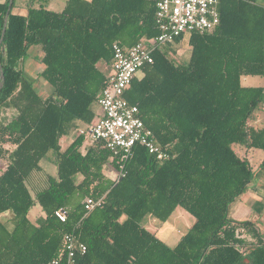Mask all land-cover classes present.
<instances>
[{"label":"trees","instance_id":"trees-1","mask_svg":"<svg viewBox=\"0 0 264 264\" xmlns=\"http://www.w3.org/2000/svg\"><path fill=\"white\" fill-rule=\"evenodd\" d=\"M157 0H67L62 10L36 7L9 13L1 62L0 93V264H51L66 257L68 232L87 245L77 264H238L247 248L252 264H264V238L251 220L231 216L233 204L255 177L249 149L264 150V124L250 122L264 101V5L256 0H219L221 20L213 31L182 35L153 51L125 96L139 107L160 146L175 156L159 160L137 144L126 175L104 172L119 161L102 140L78 134L100 115L97 99L109 76L99 62L112 64L113 46L128 48L160 33ZM9 0L0 1V38ZM188 37L189 58L171 57ZM40 46V72L53 90L42 96L19 64ZM16 115L3 121V112ZM73 137L67 146L61 140ZM7 145L11 146L7 147ZM53 153L57 177L32 195L27 179ZM263 163L261 164V167ZM104 196L87 213V197ZM41 206L35 219L31 211ZM178 206L195 217L174 246L143 224L149 215L167 221ZM64 207L63 222L55 210Z\"/></svg>","mask_w":264,"mask_h":264},{"label":"built area","instance_id":"built-area-1","mask_svg":"<svg viewBox=\"0 0 264 264\" xmlns=\"http://www.w3.org/2000/svg\"><path fill=\"white\" fill-rule=\"evenodd\" d=\"M221 20L219 0H157L156 22L160 33L145 37L132 47L125 48L115 43L112 74L108 84L98 96V118L90 124H83L78 134L87 139L102 140L106 147L118 158L120 173L117 179L126 175L125 164L133 153L135 145H143L159 160L170 159L175 153L168 146H160L152 129L147 127L139 115V107L129 102L125 96L137 71L154 62L153 51L165 48L182 35L193 32L213 31ZM104 196L98 199L87 197L84 208L87 213L101 206ZM58 219L65 222L68 210H55ZM66 257L57 258L51 264H77V256L85 254L87 245L76 234L68 232L64 236Z\"/></svg>","mask_w":264,"mask_h":264},{"label":"rangeland","instance_id":"rangeland-1","mask_svg":"<svg viewBox=\"0 0 264 264\" xmlns=\"http://www.w3.org/2000/svg\"><path fill=\"white\" fill-rule=\"evenodd\" d=\"M28 2H34V6L40 7L45 6L49 9L59 11L63 8V1L54 2L52 5H46L47 3L44 0H16V5L14 7L15 12H25ZM171 57H174L177 61L185 63L189 57V48H188V37L186 36L183 40L182 44L178 45L176 53H171ZM42 53L40 50V46H34L29 49L28 55L25 57L24 61L19 64V67L22 68L25 74L34 81L35 86L38 92L42 96H48L51 94L53 87L49 84L43 77L40 76V72L42 71L44 65L41 63ZM103 61L99 62L100 68H102ZM143 74L142 70L137 71L136 76L141 77ZM243 84L251 85V86H259L264 84V79L261 76H247L243 79ZM16 115V111L14 109L5 110L3 112V121L8 122ZM250 122L256 123L259 122L264 124V101L260 103V105L255 109L253 114L250 117ZM88 142H91L92 139L88 138ZM62 145H65V140H61ZM7 147L12 148L7 145ZM264 160V150L263 149H251L249 151V161L254 170L258 169ZM9 163L8 157H4L1 160L0 167L7 165ZM42 169L33 171L28 179L27 185L32 193L35 195L37 192L47 188L50 184L49 177L54 176L57 177V164L55 161V156L53 153H49L45 158H43L40 162ZM104 170L108 173L112 178H117L120 173V170L113 166L111 163L107 162L104 165ZM41 212V206L37 203L31 211V218L34 220L36 215ZM13 215L11 210H7L2 213L0 216L3 220H7L9 217ZM159 220V219H158ZM160 221V220H159ZM195 221V217L189 213L182 206H178L174 213L167 221H160L158 223L157 231L159 237L169 246H174L182 234L187 231V229L193 224ZM143 224L147 225L148 216L143 219ZM152 228V227H151ZM156 228V229H157ZM154 229V228H153ZM155 229V230H156Z\"/></svg>","mask_w":264,"mask_h":264},{"label":"crops","instance_id":"crops-1","mask_svg":"<svg viewBox=\"0 0 264 264\" xmlns=\"http://www.w3.org/2000/svg\"><path fill=\"white\" fill-rule=\"evenodd\" d=\"M0 1H4V0H0ZM56 1L58 2L63 1L64 3L63 8L65 7L67 2V0H44V2L47 3L46 5H52ZM256 1L264 5V0H256ZM33 3L34 2H32V5H34ZM101 69L108 76L113 72L111 64L102 63ZM63 140H65V146H67L68 144L71 143L73 137H65ZM90 144L91 142H88V140H86L84 146L82 147V150L86 151V148L89 147ZM249 151H251V149H249ZM262 163H263L262 166H264V160ZM6 167L7 165L3 166V168L0 167V175L3 172V170L6 169ZM104 172L106 173L105 170ZM254 173H255V177L251 182L250 186L248 187L247 191L233 204L231 209V216L239 221H245V220L253 221L258 225L260 234L264 238V168L260 166L258 169L254 170ZM106 174L109 175L108 173ZM159 222L160 221L157 218H155L152 215H149L147 222L148 224L145 226L157 232L160 230L159 228L156 227L158 226ZM246 250L247 252L245 253L242 261L239 262L238 264H252L251 259L249 257L250 249L247 248Z\"/></svg>","mask_w":264,"mask_h":264},{"label":"water","instance_id":"water-1","mask_svg":"<svg viewBox=\"0 0 264 264\" xmlns=\"http://www.w3.org/2000/svg\"><path fill=\"white\" fill-rule=\"evenodd\" d=\"M13 2H14V0H9V5H8V9H7V13L5 16V21H4V27H3L2 35L0 38V55H1V46H2V43L4 41L5 32H6V28H7L9 13L12 9ZM4 84H5V73L3 70V65H2L1 57H0V93H1V90L3 89Z\"/></svg>","mask_w":264,"mask_h":264}]
</instances>
